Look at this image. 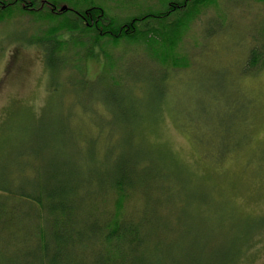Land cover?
<instances>
[{
    "label": "rangeland",
    "instance_id": "374dc122",
    "mask_svg": "<svg viewBox=\"0 0 264 264\" xmlns=\"http://www.w3.org/2000/svg\"><path fill=\"white\" fill-rule=\"evenodd\" d=\"M105 4L121 21L146 6L163 9L161 0ZM189 23L165 62L157 42L151 48L125 41L107 47L113 70L102 56L88 59L83 79L90 86L81 89L72 73L57 79L48 74L42 49L27 42L40 26L32 17L0 21V172L18 167L17 155L34 133L23 129L24 115L41 122L36 135L51 137L56 114L66 125L62 139L52 142L61 154L56 158L68 162L74 155L78 171L97 175L81 181V206L68 211L79 228L115 208L116 193L103 201L109 172L122 156L135 157L140 200L127 199L125 209L131 214L137 208L135 217L153 237L140 250L144 264H184L188 255L203 251L212 264H231V239L214 236L246 235L238 221L258 219L259 230L247 229L253 232L250 244L234 259L264 264V68L246 70L250 51L264 41V0H216ZM22 32L27 36L20 39ZM166 51L173 52L169 46ZM51 81L56 88L50 91ZM13 139L19 140L14 147ZM185 176L193 180L189 186ZM52 184L54 190L62 183ZM68 219L0 192V264H72L73 256L85 263V238L74 248L45 247L41 230L51 239L69 235Z\"/></svg>",
    "mask_w": 264,
    "mask_h": 264
},
{
    "label": "trees",
    "instance_id": "16d2710c",
    "mask_svg": "<svg viewBox=\"0 0 264 264\" xmlns=\"http://www.w3.org/2000/svg\"><path fill=\"white\" fill-rule=\"evenodd\" d=\"M106 0H0V21L8 20L16 15L30 16L40 26H35V33L28 37L30 44L38 45L44 55V64L48 74L57 79L72 73L76 81L73 80L75 88L85 89L90 86L88 81H84L87 72L85 70L86 61L91 58L102 56L107 60V69L114 68V59L107 49L111 45H118L121 42L146 44L151 48V43H159L156 47L163 50V60L174 54V49L179 45L184 37L183 25L194 21L201 8L213 4L216 0H161L163 9H155V6L139 8L138 12H129L121 21L119 18L111 17L108 14L109 6ZM65 7V8H64ZM177 12L180 19L174 22ZM170 21L163 26H159L164 19ZM192 19V20H191ZM175 20V19H174ZM45 21V22H41ZM190 24V23H189ZM40 29V30H37ZM22 32L18 37L27 35ZM168 46L173 52H167ZM153 47V46H152ZM97 50V52H96ZM99 52V53H98ZM165 55V56H164ZM174 58V56H173ZM109 65V66H108ZM264 68V41H260L250 51L249 60L246 65L247 72L258 71ZM51 87L56 88V83L51 81ZM24 115L23 129L26 132H34L29 138L27 145L17 155L16 166L13 172H0V192L6 198L26 199L35 208L45 211L48 214L56 215L60 213L68 219L70 234H56L54 238L48 235L47 230H41L46 249L55 243L60 247L63 243L75 247L73 244L85 238L87 253H84V260L73 256L72 264H144L143 253L140 250L148 247L153 238L145 229L146 222L135 217L136 209L133 213L126 214L125 205L127 199L137 197L139 200V183L134 179L137 173L134 170L139 164L135 157L122 156L116 170H111V176L105 186V198L116 193L115 208L109 213L104 211L106 216L102 220H94L88 223L85 228H79L78 223L68 213L74 214L81 201L77 196V187L85 178L93 180L96 173H89L87 177L77 170L76 163L72 155L69 161H59L52 148L53 141L61 140L63 131L66 128L65 119L55 114L53 124H50V136L36 135L35 131L40 128L41 122L37 124L34 114ZM57 116V117H56ZM31 119H30V118ZM45 117V116H44ZM40 136V137H37ZM32 137V138H31ZM56 137L55 139H52ZM19 140L13 139L12 147ZM72 154H77L76 150ZM69 168V170H67ZM113 172V173H112ZM115 173V174H114ZM114 174V176H112ZM59 180L61 186L53 190L52 183ZM192 180L189 176L183 178L185 185L189 186ZM193 181V180H192ZM73 187L67 190L66 186ZM148 194L146 193V198ZM57 200V203L54 201ZM64 201V202H61ZM147 204V203H146ZM140 212L142 209H139ZM44 213V212H43ZM229 215L222 214L223 218ZM253 224L239 222L247 235L250 230H259V219ZM85 229V230H84ZM242 228H238V232ZM255 232V231H254ZM221 233V232H220ZM217 233L215 240L231 239L229 249L232 250L230 257L231 264H235L234 257L241 253L244 243L248 240L250 244L253 232L248 236L229 237ZM223 235V236H222ZM246 237L245 241L243 239ZM246 244V245H247ZM148 250V249H147ZM146 250V251H147ZM145 251V256H146ZM200 256H187L184 264H212L211 256L203 252ZM57 263H62L58 260Z\"/></svg>",
    "mask_w": 264,
    "mask_h": 264
},
{
    "label": "water",
    "instance_id": "95a60500",
    "mask_svg": "<svg viewBox=\"0 0 264 264\" xmlns=\"http://www.w3.org/2000/svg\"><path fill=\"white\" fill-rule=\"evenodd\" d=\"M65 8V7H64Z\"/></svg>",
    "mask_w": 264,
    "mask_h": 264
}]
</instances>
